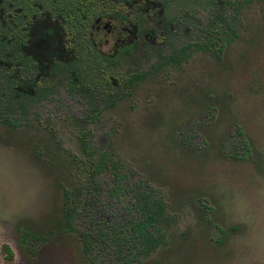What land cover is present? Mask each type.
<instances>
[{
	"label": "rangeland",
	"instance_id": "374dc122",
	"mask_svg": "<svg viewBox=\"0 0 264 264\" xmlns=\"http://www.w3.org/2000/svg\"><path fill=\"white\" fill-rule=\"evenodd\" d=\"M113 4L107 63L75 0H0V264H264V0Z\"/></svg>",
	"mask_w": 264,
	"mask_h": 264
},
{
	"label": "flooded vegetation",
	"instance_id": "af4514ba",
	"mask_svg": "<svg viewBox=\"0 0 264 264\" xmlns=\"http://www.w3.org/2000/svg\"><path fill=\"white\" fill-rule=\"evenodd\" d=\"M75 1L76 5L75 10H72V16L79 23L88 26L90 33L89 44L101 60L107 63H115L121 55L135 47L139 40V25L130 19L131 16L127 13L128 11L125 12L123 5L115 7L113 1L119 0ZM108 1L110 3L107 4ZM100 7H103V9L107 7L110 10H102L99 9ZM204 33L209 34L208 38H205V48L214 47L215 41L211 38V35L214 34L206 33V31ZM144 39L149 43H154V38L149 33L144 34ZM103 47L111 48V53L104 52L102 50ZM221 48H224V43H222ZM136 80L137 77H133L130 82L132 83ZM97 167H99V164ZM139 224L136 226V235H139L137 232Z\"/></svg>",
	"mask_w": 264,
	"mask_h": 264
},
{
	"label": "trees",
	"instance_id": "16d2710c",
	"mask_svg": "<svg viewBox=\"0 0 264 264\" xmlns=\"http://www.w3.org/2000/svg\"><path fill=\"white\" fill-rule=\"evenodd\" d=\"M0 21L2 19L0 18ZM31 37L30 31H25V30H17L14 35L11 37L12 40L10 42H13L15 44L16 48L18 50L23 49L27 43L28 39ZM6 38V37H5ZM5 38L0 37V51L4 49V44L6 42ZM18 69L16 66V72H14V75L18 73ZM239 134H242L240 129L238 130ZM246 143V142H245ZM246 147H248V144L246 143ZM138 200L140 201L141 204H146L149 202H153V197L151 194H146L142 193L139 197ZM156 202V201H155ZM157 203V202H156ZM156 208H150L148 207L145 219L139 224L138 227V234L143 242H147L151 236L149 227L155 225V223L159 222V219L162 215V207L160 205L154 206ZM146 208V207H145ZM3 252L5 253L7 259L9 261H13L14 259V252L11 250V248L8 245H5L3 247Z\"/></svg>",
	"mask_w": 264,
	"mask_h": 264
}]
</instances>
